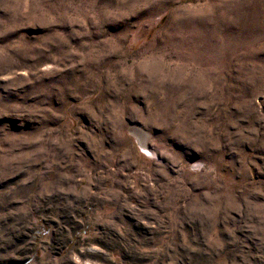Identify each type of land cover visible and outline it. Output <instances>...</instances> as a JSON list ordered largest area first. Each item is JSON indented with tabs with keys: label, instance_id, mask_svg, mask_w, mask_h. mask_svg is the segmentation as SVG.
I'll return each mask as SVG.
<instances>
[{
	"label": "rangeland",
	"instance_id": "obj_1",
	"mask_svg": "<svg viewBox=\"0 0 264 264\" xmlns=\"http://www.w3.org/2000/svg\"><path fill=\"white\" fill-rule=\"evenodd\" d=\"M0 264H264V0H0Z\"/></svg>",
	"mask_w": 264,
	"mask_h": 264
},
{
	"label": "bare ground",
	"instance_id": "obj_2",
	"mask_svg": "<svg viewBox=\"0 0 264 264\" xmlns=\"http://www.w3.org/2000/svg\"><path fill=\"white\" fill-rule=\"evenodd\" d=\"M136 134V133H135ZM135 136H137V135H135ZM140 138V137H139ZM141 142V141H140Z\"/></svg>",
	"mask_w": 264,
	"mask_h": 264
}]
</instances>
